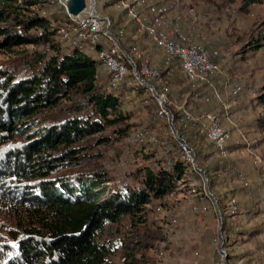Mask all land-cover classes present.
<instances>
[{"label":"rangeland","instance_id":"obj_1","mask_svg":"<svg viewBox=\"0 0 264 264\" xmlns=\"http://www.w3.org/2000/svg\"><path fill=\"white\" fill-rule=\"evenodd\" d=\"M104 1H107L106 5ZM168 1L173 4L179 2L177 10L182 17L193 19L191 21L195 24L198 22L197 25L202 26L205 32V42L209 41L210 46L216 44L220 47L223 82L221 84L217 82V87L224 100L234 102L229 111L230 118L223 119L224 124L231 128L232 138L228 142L229 154L222 159L226 166L219 173L209 174V177L207 175L208 180L210 179L208 187L210 182L209 188L216 199L219 200L225 194L227 206L234 199L235 203L231 201V205L237 204L239 211L244 212L242 215L239 212L231 216L234 217L232 226L231 224L225 226L226 231L234 233L230 240L233 245L226 246V250L229 253L233 252L236 242L240 245L247 243L249 247L246 248L257 249L259 241L264 239V231L261 236L254 237H250L249 233L255 228L263 227L261 214L256 213L249 217L246 211L249 210L252 195L256 194L258 198L264 196V109L257 102V94L264 89V0L248 6L244 5L243 0ZM111 3L112 0H97V8L102 14L116 18L117 9ZM16 6L25 17L39 13L59 21L62 20L64 12L63 7L53 3V0H39L37 5H30L29 9H26L23 1H18ZM193 11L196 17L191 15ZM11 20L13 19L11 18L8 23L0 22V28L10 24ZM32 32L36 35V30ZM3 39L5 35L2 34L0 42ZM62 46L65 53L71 51V47L64 44ZM47 49L40 43L11 48L0 47V68L13 72L20 79L28 77L32 74L30 65L34 63L35 51L52 54ZM153 56L157 60L164 57L161 51L153 53ZM236 79H242L243 85L252 83L253 91H243L239 98L231 97ZM131 80L129 77L126 79L128 82ZM101 83L106 85V82ZM129 87L130 85H123L121 89L115 91L121 93L123 89L127 91ZM134 94H130V101L122 108L123 114L126 113L128 116L127 120L123 124H109L105 131L91 134L81 141L80 145L86 148L78 154L80 156L78 164L61 171L69 174L98 169L108 173L104 185L105 198L115 196L118 191L126 188H137L143 183L145 168L150 167L158 171L180 156L177 149V146L181 145L180 139H177L165 121L155 117L154 102L144 93L136 100L133 98ZM145 94L149 95L146 92ZM57 102L56 107L38 115L39 118L48 117L43 122L35 124L27 131H16L12 136L5 134L9 141L0 146V170H6L4 157L11 152L25 149L31 141L30 138L40 129L60 124L70 116L97 117L90 101L78 92L72 91L66 98L59 97ZM126 125L129 128L119 132V129ZM143 128L150 130L151 136L141 144L134 143L132 134ZM179 134L193 148L200 145L204 154L212 155L206 158L200 155L204 168L207 166L209 171H213V163L216 160L221 162L214 149L203 139L204 134L198 124L185 126L182 132L179 129ZM257 157L261 158L260 163L255 162ZM2 177H0V264H5L13 252L18 250V240L23 234L18 222V219L21 220L19 211L22 209L23 199L20 191L28 189L26 184L35 182H20L15 176L1 181ZM188 179L186 182H180L176 190L163 200H152L146 207L145 214L143 213L146 217L145 222H140L138 217L133 221L127 216L122 222L106 227L107 230L101 240L112 247L108 264L218 262L223 232L221 216L211 197L206 194L201 174L190 175ZM206 184L207 181L205 186ZM204 193L206 195H203ZM130 252L134 256L126 260ZM160 252H164L163 257L160 256ZM250 252L254 251L249 249L243 256ZM256 260L259 264H264L263 257L258 256Z\"/></svg>","mask_w":264,"mask_h":264},{"label":"trees","instance_id":"obj_2","mask_svg":"<svg viewBox=\"0 0 264 264\" xmlns=\"http://www.w3.org/2000/svg\"><path fill=\"white\" fill-rule=\"evenodd\" d=\"M18 1H23L26 9L39 3V0H0V22L8 23L11 18L13 19L10 24L0 28V35H5L0 47L11 48L40 43L52 54L36 50L33 56L34 63L30 65L32 74L23 79L13 72L0 68V146L9 141L5 134L12 136L16 131H27L35 124L46 120L48 117L39 118L38 115L56 107L59 97L66 98L72 91L83 94L90 101L97 117L70 116L60 124L40 129L30 138L31 141L25 149L11 152L4 157L6 170H0V177L3 176L1 181L15 176L20 182H35L26 184L28 189L20 191L23 199L22 209L19 211L21 220L18 219V222L23 234L18 240V250L13 252L5 264H108L112 247L101 240L107 230L106 227L122 222L127 216L133 221L138 217L140 222H145L146 207L152 200H163L176 190L180 182H186L190 175L198 173L185 158L180 145L177 146L180 156L168 166L158 171L150 167L145 168L142 185L134 189H123L118 191L117 195L108 198H105L104 191L108 173L103 170L61 173L66 171V167L78 164L80 159L78 154L86 148L80 145L81 141L91 134L105 131L109 124H123L127 120L128 116L126 113L123 114L122 108L130 101L131 93H135L133 98L136 100L142 93L149 97L156 106L155 117L158 103L146 95L142 87L131 85L130 82L124 84L130 85L127 91L123 89L118 93L108 90L106 85L96 78L100 69L94 56L77 48L66 53L63 51L62 41L56 29L58 20L39 13L25 17L18 11L19 7L16 6ZM261 1L243 0V3L248 6ZM116 12L118 13L116 18L111 16L112 27L122 45L129 50L135 45L146 50L148 47L143 43L149 40L146 31L138 32L137 23L128 15L127 9H117ZM32 30H36V35ZM154 47L156 48L155 45ZM209 49L212 54L215 50L219 51L212 59L221 62L220 47L213 44ZM154 62L152 63L154 66L163 70L164 79L170 84L169 96L176 105L184 103L192 113L202 110L218 112L223 119L225 118L223 101L213 97L212 91L207 87H202L203 93L194 99L196 92L183 77L179 62L172 64L174 67L172 75H167L164 70L167 64L165 56ZM237 83L243 84V81L234 82ZM247 88L248 84L245 85L244 91H247ZM204 92L210 97L209 101L204 99ZM185 95L188 97H184ZM235 97L240 96L238 94ZM257 102L264 109V89L257 94ZM175 104L172 108L178 130L182 132V128L193 124ZM157 119L163 120L158 117ZM128 128L126 125L118 131L123 132ZM172 139H175L174 136ZM203 139L221 158V162L216 160L213 163V171H209L207 166L205 169L201 164L200 155L204 158L212 155L204 154L200 145L194 148L198 154L199 165L206 170L209 177V174L219 173L226 166L223 161L225 156L218 152L214 143L208 140L205 134ZM226 197L224 194L219 200L216 199L223 214L225 248L233 245L230 240L234 234L226 231V227L230 224L232 226L234 222L232 221L234 217L231 216L242 213L237 204L231 205V201H234L232 198L230 205L227 206ZM246 212L249 217L256 213L261 214L263 227L255 228L249 233L250 237L261 236L264 231V196L258 198L256 194L252 195L249 210ZM142 215L143 217H140ZM256 250L259 253L264 250V239L259 241ZM253 254L254 252H250L245 256L252 257ZM243 255L241 257H245ZM261 255L264 256L262 253ZM131 256H134L132 252L128 254L126 260ZM228 259L230 264L237 262L234 260L237 256H233L232 252H228ZM252 260L253 258L249 259L250 262Z\"/></svg>","mask_w":264,"mask_h":264},{"label":"built area","instance_id":"obj_3","mask_svg":"<svg viewBox=\"0 0 264 264\" xmlns=\"http://www.w3.org/2000/svg\"><path fill=\"white\" fill-rule=\"evenodd\" d=\"M53 3L62 6L64 10L62 20L58 21L56 27L62 45L71 47V50L80 49L94 56L99 69L105 66L108 74L106 81L108 90L121 89L128 82L126 79L129 77L132 79L131 85L142 87L156 100L158 103L157 117L165 120L173 134L178 137V140L180 139V146L185 153V158L191 163L193 169L201 174L206 194L217 206L222 224V210L208 187L207 172L199 165L195 149L179 134L176 116L172 108L175 103L169 96L170 84L164 79L163 70L154 66L145 51L137 45L130 50L122 45L119 36L113 31L111 16L101 13L97 8V0H86L84 11L77 15L70 13L62 0H53ZM103 3L106 5L107 1ZM111 4L118 10L127 9L128 15L137 23L138 32L146 31L151 43L163 51L167 63L164 70L167 75H172L174 72L172 64L179 62L183 77L196 92L195 99L203 93L201 88L207 87L212 91L213 97L223 101V115L225 118H230L229 111L234 102L221 97L217 83L212 79V76L221 74L222 71L221 62L212 59L213 56L219 54V51L215 50L213 54L211 53L205 43L206 36L202 26L197 25L198 27L194 26L189 29L183 27V17L181 13L177 12L179 2L173 4L168 0H112ZM191 15L196 17L194 11ZM96 78L99 80V73ZM244 90L245 85L234 84L230 95L235 97ZM251 90L253 91L252 83L248 84L247 88V91ZM203 97L206 101L210 100L207 94H204ZM175 106L182 111L188 121L193 125L200 126L202 133L214 143L221 155L229 154L227 145L232 138V133L231 128L224 124L222 115L213 111L192 113L184 103L175 104ZM151 134L150 130L143 128L132 134V140L134 143L141 144ZM261 161V158L257 157L255 162L260 163ZM174 222L176 223L177 220L175 219ZM221 237L223 243L221 242L220 256L216 264H230L223 232H221ZM261 253L264 254V250H261ZM160 256L163 257L164 252H160Z\"/></svg>","mask_w":264,"mask_h":264},{"label":"crops","instance_id":"obj_4","mask_svg":"<svg viewBox=\"0 0 264 264\" xmlns=\"http://www.w3.org/2000/svg\"><path fill=\"white\" fill-rule=\"evenodd\" d=\"M177 11V10H176ZM175 11V12H176ZM178 12V11H177ZM189 20V23H187V21ZM191 20H193V19H184V17H183V21H182V25H183V27L184 28H186V29H189V28H192V27H194V26H197V24H198V22H197V24H194ZM198 27V26H197ZM206 40V39H205ZM143 43H145V45H147V49L145 50L144 49V51H145V54L147 55V56H149V58L151 59V62L154 64L155 62L154 61H159V60H157L156 58H153L154 56H153V53H156V52H159V51H161L162 53H163V51L160 49V48H155L154 47V45L155 44H153V43H151V41L149 42V40H146L145 42H143ZM206 43V45L208 44V47L210 48L211 46H210V43H209V41H206L205 42ZM156 46V45H155ZM143 48V47H142ZM141 48V49H142ZM143 50V49H142ZM153 51H156V52H153ZM163 55H164V53H163ZM102 73L104 74V76L102 77ZM99 74H100V78H99V82H106L107 80H108V74H107V70H106V67L104 66H102L101 68H100V72H99ZM222 76H221V74H217V75H214V76H212V79H214L215 81H216V83L218 82V83H222L223 81H222ZM239 80H242V79H236V80H234L235 82H237V81H239ZM107 83V82H106ZM242 214H244V212L242 211V213H241V215ZM236 222L238 223L239 221H237L236 220ZM235 225V224H234ZM236 229H238V228H236ZM241 229V228H240ZM234 234V233H233ZM238 236V235H237ZM237 236H236V238H237ZM239 238H241V237H239ZM242 239V238H241ZM236 246H234V251L232 252V255L233 256H237V259H235V261H237L236 262V264H246L248 261H249V259L251 258V256L249 257V256H245V257H241V255L242 254H244L247 250H249V249H252V251H254V254L252 255V258L254 259L255 258V260L257 259V257L259 256V257H263L264 258V256L263 255H261V253H259V252H257L256 251V249H254V247H252V248H246V247H249V245L247 244V243H244V244H237V242L236 243H234ZM250 244V243H249ZM255 260H252V263H254V264H256V262H257V260L255 261ZM246 261V262H245ZM251 261V260H250ZM258 264H259V262H257Z\"/></svg>","mask_w":264,"mask_h":264},{"label":"water","instance_id":"obj_5","mask_svg":"<svg viewBox=\"0 0 264 264\" xmlns=\"http://www.w3.org/2000/svg\"><path fill=\"white\" fill-rule=\"evenodd\" d=\"M62 2L65 8L74 15L80 14L86 6V0H62Z\"/></svg>","mask_w":264,"mask_h":264}]
</instances>
